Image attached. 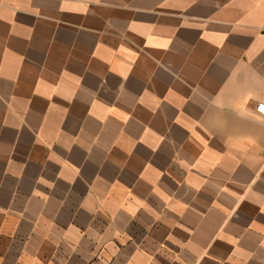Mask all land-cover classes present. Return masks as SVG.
I'll use <instances>...</instances> for the list:
<instances>
[{"label": "crops", "instance_id": "crops-1", "mask_svg": "<svg viewBox=\"0 0 264 264\" xmlns=\"http://www.w3.org/2000/svg\"><path fill=\"white\" fill-rule=\"evenodd\" d=\"M264 0H0V264H264Z\"/></svg>", "mask_w": 264, "mask_h": 264}, {"label": "built area", "instance_id": "built-area-1", "mask_svg": "<svg viewBox=\"0 0 264 264\" xmlns=\"http://www.w3.org/2000/svg\"><path fill=\"white\" fill-rule=\"evenodd\" d=\"M255 112L264 120V104H258L255 107Z\"/></svg>", "mask_w": 264, "mask_h": 264}]
</instances>
